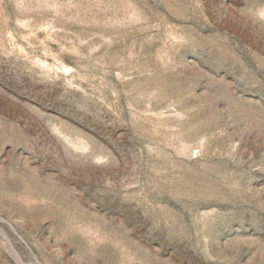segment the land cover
Returning <instances> with one entry per match:
<instances>
[{
  "label": "rangeland",
  "instance_id": "1",
  "mask_svg": "<svg viewBox=\"0 0 264 264\" xmlns=\"http://www.w3.org/2000/svg\"><path fill=\"white\" fill-rule=\"evenodd\" d=\"M0 218V264H264V0H0Z\"/></svg>",
  "mask_w": 264,
  "mask_h": 264
},
{
  "label": "water",
  "instance_id": "2",
  "mask_svg": "<svg viewBox=\"0 0 264 264\" xmlns=\"http://www.w3.org/2000/svg\"><path fill=\"white\" fill-rule=\"evenodd\" d=\"M0 219H1L2 221H5V220H4V219H2V218H0ZM35 261H36V262H38L36 258H35Z\"/></svg>",
  "mask_w": 264,
  "mask_h": 264
}]
</instances>
